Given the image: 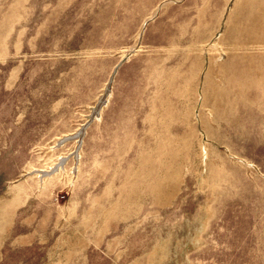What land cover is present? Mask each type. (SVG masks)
Returning a JSON list of instances; mask_svg holds the SVG:
<instances>
[{
    "label": "rangeland",
    "instance_id": "obj_1",
    "mask_svg": "<svg viewBox=\"0 0 264 264\" xmlns=\"http://www.w3.org/2000/svg\"><path fill=\"white\" fill-rule=\"evenodd\" d=\"M0 264H264V0H0Z\"/></svg>",
    "mask_w": 264,
    "mask_h": 264
},
{
    "label": "bare ground",
    "instance_id": "obj_2",
    "mask_svg": "<svg viewBox=\"0 0 264 264\" xmlns=\"http://www.w3.org/2000/svg\"><path fill=\"white\" fill-rule=\"evenodd\" d=\"M52 173V172H51ZM43 174H45V173H43ZM47 175V174H46Z\"/></svg>",
    "mask_w": 264,
    "mask_h": 264
}]
</instances>
